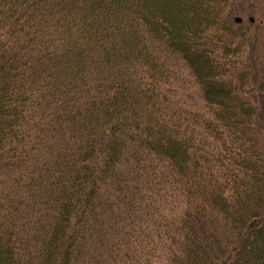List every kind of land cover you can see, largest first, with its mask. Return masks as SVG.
I'll use <instances>...</instances> for the list:
<instances>
[{
    "label": "trees",
    "instance_id": "trees-1",
    "mask_svg": "<svg viewBox=\"0 0 264 264\" xmlns=\"http://www.w3.org/2000/svg\"><path fill=\"white\" fill-rule=\"evenodd\" d=\"M0 264H264V0H0Z\"/></svg>",
    "mask_w": 264,
    "mask_h": 264
},
{
    "label": "rangeland",
    "instance_id": "rangeland-1",
    "mask_svg": "<svg viewBox=\"0 0 264 264\" xmlns=\"http://www.w3.org/2000/svg\"><path fill=\"white\" fill-rule=\"evenodd\" d=\"M185 77L186 80L183 78ZM181 79L183 81H181L180 83L183 85L184 89L182 88L183 91H186L190 96L191 99L187 100L188 105H192L193 108H197L198 107V97H199V91L196 88V86L188 79V77L185 75L183 76ZM200 102V100H199Z\"/></svg>",
    "mask_w": 264,
    "mask_h": 264
},
{
    "label": "water",
    "instance_id": "water-1",
    "mask_svg": "<svg viewBox=\"0 0 264 264\" xmlns=\"http://www.w3.org/2000/svg\"><path fill=\"white\" fill-rule=\"evenodd\" d=\"M236 20H237V21H239V20H240V18H237ZM250 20H251V21H253V18L251 17V18H250Z\"/></svg>",
    "mask_w": 264,
    "mask_h": 264
}]
</instances>
